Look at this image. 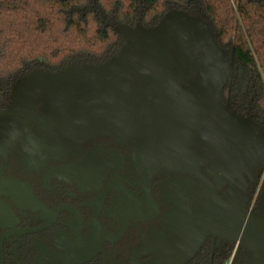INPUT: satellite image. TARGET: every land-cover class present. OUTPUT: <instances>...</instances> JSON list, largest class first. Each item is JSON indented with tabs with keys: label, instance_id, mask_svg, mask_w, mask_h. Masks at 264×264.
Listing matches in <instances>:
<instances>
[{
	"label": "flooded vegetation",
	"instance_id": "flooded-vegetation-1",
	"mask_svg": "<svg viewBox=\"0 0 264 264\" xmlns=\"http://www.w3.org/2000/svg\"><path fill=\"white\" fill-rule=\"evenodd\" d=\"M174 48L173 70H191L174 83L186 86L205 65L183 39ZM154 91L125 134L70 135L60 111L44 117V90L11 141L0 127V264H138L191 225L218 232H206L191 259L205 246L230 252L227 264H264V124L235 107L225 86L222 103L246 123L214 112L197 131L151 123ZM20 105L15 97L2 110Z\"/></svg>",
	"mask_w": 264,
	"mask_h": 264
},
{
	"label": "water",
	"instance_id": "water-1",
	"mask_svg": "<svg viewBox=\"0 0 264 264\" xmlns=\"http://www.w3.org/2000/svg\"><path fill=\"white\" fill-rule=\"evenodd\" d=\"M172 31L179 33L205 65L200 75L186 86L174 83L175 78L191 70H173ZM121 33L122 47L102 63L68 66L58 71L32 70L20 77L13 85V94L21 105L0 111V127L6 129L7 142L32 115L39 90L50 91L44 117L60 111L64 131L76 137L104 131L127 133L151 84L155 87L148 112L151 123L168 120L172 126L197 131L209 127L211 112L235 124L247 122L229 111L220 99L231 73V62L204 19L188 17L183 10L174 9L163 14L154 26L122 25ZM177 109L182 113L177 114ZM161 162L165 159L149 165L148 169ZM216 230V225L203 229L191 225L169 251L138 264H184L197 252L206 232L218 233Z\"/></svg>",
	"mask_w": 264,
	"mask_h": 264
},
{
	"label": "trees",
	"instance_id": "trees-1",
	"mask_svg": "<svg viewBox=\"0 0 264 264\" xmlns=\"http://www.w3.org/2000/svg\"><path fill=\"white\" fill-rule=\"evenodd\" d=\"M174 9L208 23L231 62L230 102L264 124V0H0V110L14 105L26 73L102 63L122 47V25L154 26ZM180 40L170 33L173 54ZM229 256L203 246L186 264Z\"/></svg>",
	"mask_w": 264,
	"mask_h": 264
},
{
	"label": "rangeland",
	"instance_id": "rangeland-1",
	"mask_svg": "<svg viewBox=\"0 0 264 264\" xmlns=\"http://www.w3.org/2000/svg\"><path fill=\"white\" fill-rule=\"evenodd\" d=\"M194 51V50H193ZM197 53V52H196Z\"/></svg>",
	"mask_w": 264,
	"mask_h": 264
}]
</instances>
